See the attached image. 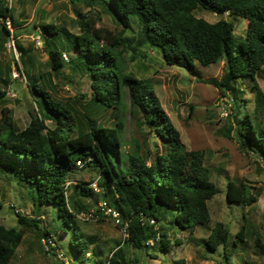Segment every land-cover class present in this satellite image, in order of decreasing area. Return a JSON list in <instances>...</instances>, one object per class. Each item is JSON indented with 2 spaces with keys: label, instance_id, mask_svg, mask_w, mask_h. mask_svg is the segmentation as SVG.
<instances>
[{
  "label": "trees",
  "instance_id": "obj_1",
  "mask_svg": "<svg viewBox=\"0 0 264 264\" xmlns=\"http://www.w3.org/2000/svg\"><path fill=\"white\" fill-rule=\"evenodd\" d=\"M84 1L89 6L103 7L126 28L137 24L141 42L156 48L166 64L191 71L195 62L211 65L225 61L222 79L206 82L215 84L224 94L229 91L235 98L238 92L235 80L242 77L253 83L258 106L264 100L256 80L258 71L264 65V0ZM198 8L220 15L228 13L232 18L244 17L247 19L245 38L234 34L233 19L220 18L210 22L194 13ZM82 16L80 33L68 34L74 38V48L79 49V57L85 58L84 63L91 72L94 102L99 107H115L116 120L112 124L94 123L90 129L73 135L70 110L54 100L49 91L54 83L52 73L47 71L38 77L32 76L31 90L43 98L46 106L44 109L39 106L38 114L31 112V120L23 129L16 128L10 110L2 107L0 170L12 168L17 183L27 188L33 203L40 208L58 204L60 217L66 214L69 218H76L78 213L83 212V206L76 199L72 201L69 198L68 178L73 169L80 168L77 163L81 160L84 162L82 167H93L99 172L97 184L102 189V195L107 197L113 192L120 202L117 209L127 223L125 243L139 249L157 244L159 250L168 251L172 244L166 225L155 228L150 220L162 223L171 219L180 227L193 231L196 226L211 220L208 201L218 192V185L212 180L203 152L186 150L179 130L151 83L125 71L120 48L129 38L109 28L96 26L92 17ZM8 19L14 21L13 7L6 0H0V20L5 26L2 28L5 34L2 35L9 33ZM45 28L49 34L59 33L54 26L46 25ZM47 45L48 41L45 42ZM22 49L24 60L26 51ZM48 53L52 69L58 72L65 65L62 51L49 48ZM124 88L129 90L133 112L141 113L145 123L155 129L163 140L165 150H157L150 163L140 157L137 148L131 153L121 150L125 127L121 118ZM6 96L7 90L0 88V102H4ZM255 113V116L251 112L238 116L236 113V130L242 147L250 143L264 155V126L257 115L258 107ZM47 119L56 121V124L48 126ZM82 188L86 190V186ZM248 189L243 182L238 184L229 180L227 200L253 203L255 198ZM16 215L20 227L0 224V264H15L13 257L24 237V227H34L40 240L42 237H53L47 224L40 225L42 215L38 218L27 217L22 212H16ZM63 231L67 232L65 228ZM237 237L242 239L243 230ZM229 238V227L219 222L207 241L212 251L223 245L225 264H229ZM256 241L262 249L258 237ZM88 246L85 240L72 242L75 252H84ZM119 250L108 255L106 264H124Z\"/></svg>",
  "mask_w": 264,
  "mask_h": 264
},
{
  "label": "rangeland",
  "instance_id": "obj_2",
  "mask_svg": "<svg viewBox=\"0 0 264 264\" xmlns=\"http://www.w3.org/2000/svg\"><path fill=\"white\" fill-rule=\"evenodd\" d=\"M6 2L13 7L12 26L17 36V47L21 55L23 47L26 55L25 62L21 56L24 75L14 78L13 53L6 44L8 35H2L4 31L0 27V66L7 62L12 66L10 81L0 82V88L14 94L7 95L4 102H0V116L2 107H7L16 128H25L31 120V112L38 114V107L42 106L44 109L46 106L43 98L32 92L30 80L32 81V76L38 77L39 74L50 71L54 83L49 91L54 100L70 110L73 135L90 129L94 123H114L115 107H99L94 102L91 72L84 63L85 58L79 57V49L74 48V38L68 34L80 33L82 14H85L96 20V26L109 28L114 33L129 38L120 48L125 71L151 83L162 106L179 130L186 150L203 152L212 180L218 185V192L208 201L211 214L209 222L198 225L191 231L190 228L180 227L171 219L162 223L150 221L155 228L166 225L171 248L168 251L159 250V246L155 244L139 249L125 243L128 233L124 234L122 227L105 213L103 216L92 215L81 219L79 213L76 218H69L66 214L60 217L58 204L40 208L33 203L27 188L17 183L13 169L5 167L0 170V224L20 227L16 210L10 207L11 203H15L27 217L38 218L42 215L43 222L40 225L47 224L52 239L57 243L56 247L59 246L56 250L46 248L34 227H24V237L15 252L13 262L53 264L56 258L59 259L58 254L64 253L73 264H106L108 255L121 248L119 257L124 264H176V261L181 262L180 264H225L223 245L212 251L207 244L212 229L221 222L230 230L227 246L229 264H264V155L257 146L250 143H246L245 147L241 146L234 117L236 113L238 116L244 112H251L255 116L258 107L257 115L264 126V100L258 106L253 83L239 77L235 80L237 97L234 98L229 91L224 94L215 84L206 80L220 81L225 72V61L211 65L195 62L191 71L168 65L156 48L141 42L137 24L133 23V28H126L112 13L99 5L89 6L84 0ZM194 13L210 22L220 18L233 19L234 34L242 38L246 36L247 19L244 17L232 18L228 13L220 15L204 8H198ZM46 25L54 26L59 33H47ZM37 34H41L42 42L48 41L47 47L45 44L37 45L34 40ZM49 48H57L62 51L63 59L64 54L69 58L64 59L65 65L58 72L51 67ZM256 80L264 94V65L258 71ZM130 102L129 90L124 88L121 118L125 127L121 150L131 153L137 148L140 157L150 163L157 150H165L164 143L156 130L145 123L142 114L133 112ZM46 124L54 126L56 121L47 119ZM155 140L157 143H154ZM98 176L99 172L93 167H80L73 169L68 178L69 198L72 201L76 199L83 206V213H98L99 204L105 200L115 208L120 207L113 192L106 197L102 195L99 186V190L95 189L94 183ZM229 180L238 184L245 183L255 198L253 203L229 202L226 197ZM82 186H86V190ZM61 228H65L67 232ZM241 230L243 237L239 239L237 234ZM256 237L259 238L262 249ZM79 239L89 243L84 252H75L72 248V242L78 243Z\"/></svg>",
  "mask_w": 264,
  "mask_h": 264
},
{
  "label": "built area",
  "instance_id": "obj_3",
  "mask_svg": "<svg viewBox=\"0 0 264 264\" xmlns=\"http://www.w3.org/2000/svg\"><path fill=\"white\" fill-rule=\"evenodd\" d=\"M7 28L9 29V33H8V40L6 42L7 46L12 50L13 53V59H14V70L12 72V75L14 78H20L24 75V72L22 71V64H21V51H19V48L17 47L16 44V37L14 35V28L12 26V22L11 20H7ZM34 40H36L37 45L43 46L45 43L44 41L42 42L41 39V34H37L34 37ZM64 59L65 60H69V58L67 57L66 54H64ZM7 95H11L14 96L13 93H11L10 91L7 92ZM78 164L80 167H82L84 165V162H82L81 160L78 161ZM98 181V180H97ZM97 181L94 183V187L96 190H99L98 188V184ZM69 184V183H68ZM10 206L14 207V209L16 210V212H21L20 208H18L15 203H11ZM98 213H105L107 214L110 218H112V220L115 222V224L117 225H122V231L124 232V234L127 233V223L124 221L121 212L119 211V209L111 206L106 200L101 202L99 204V209L97 210ZM98 213H79L78 216L81 219H87L90 218L92 215H95L96 217H98ZM150 221H154V220H150ZM42 244L46 247L49 248L51 247L52 249L54 247H56V241L52 239V237L46 238V237H42L41 238ZM57 255V254H56ZM59 259L56 258V263L55 264H73L72 262L69 261V259L65 256L64 253H59L58 254Z\"/></svg>",
  "mask_w": 264,
  "mask_h": 264
},
{
  "label": "crops",
  "instance_id": "obj_4",
  "mask_svg": "<svg viewBox=\"0 0 264 264\" xmlns=\"http://www.w3.org/2000/svg\"><path fill=\"white\" fill-rule=\"evenodd\" d=\"M1 53V52H0ZM12 66H10V64L4 63L3 66H0V82L1 83H7V81L9 82L10 80V71H11Z\"/></svg>",
  "mask_w": 264,
  "mask_h": 264
},
{
  "label": "water",
  "instance_id": "obj_5",
  "mask_svg": "<svg viewBox=\"0 0 264 264\" xmlns=\"http://www.w3.org/2000/svg\"><path fill=\"white\" fill-rule=\"evenodd\" d=\"M0 27L5 28L4 23L0 20Z\"/></svg>",
  "mask_w": 264,
  "mask_h": 264
}]
</instances>
